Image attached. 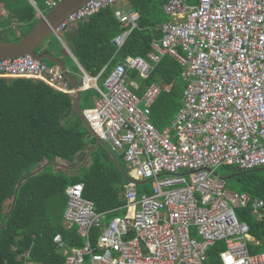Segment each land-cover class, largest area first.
<instances>
[{"label":"built area","instance_id":"1","mask_svg":"<svg viewBox=\"0 0 264 264\" xmlns=\"http://www.w3.org/2000/svg\"><path fill=\"white\" fill-rule=\"evenodd\" d=\"M60 1L46 4L52 8ZM117 1H86L53 35ZM162 8L172 21L161 25L162 36L145 56H125L101 85L100 74L80 68L81 89L98 93L83 111L86 120L111 151L123 155L130 177L148 180L151 191L139 196L129 182L126 214L106 220L83 196V183L69 185L64 216L86 241L61 264H207V250L219 241V264H264V249L250 250L249 224L237 217L217 172L222 164L264 166V0H166ZM114 15L125 28L113 39L120 47L139 13L117 9ZM165 54L180 63L186 82L182 107L170 127L159 131L150 112L162 87L152 82L138 95L130 71L146 79ZM0 77L38 79L74 92L60 67L29 55L1 58ZM238 204L264 222L262 198L243 193ZM93 227L100 229L95 248L89 240ZM129 231L135 235L126 239ZM53 242L62 245V236Z\"/></svg>","mask_w":264,"mask_h":264},{"label":"trees","instance_id":"2","mask_svg":"<svg viewBox=\"0 0 264 264\" xmlns=\"http://www.w3.org/2000/svg\"><path fill=\"white\" fill-rule=\"evenodd\" d=\"M2 1L8 8L4 25L8 26L12 21L18 26L29 24L20 36L12 39L16 41L38 21L35 10L28 0ZM34 1L37 4L40 2ZM164 2L126 0L129 10L139 13V19L137 27L131 30L120 47L109 44L116 34L125 29L110 8L115 2L85 19L86 22H77L80 29L69 38L68 47L82 68L92 76L100 73L103 65L111 61L107 69L100 73L101 85L117 61L127 55L145 56L151 42L162 36L161 24L168 16L161 7ZM41 45L36 52L58 57ZM45 62L55 66L54 62ZM71 69L76 75L80 73L75 62L71 63ZM181 70L176 58L165 54L148 78L142 79L134 70L130 72L132 80L138 75L140 84L152 81L171 84L170 90H163L151 106L150 120L158 129L162 128L160 120L166 123L165 116H172L181 106L184 88ZM97 95L94 89L84 91L82 100L88 102L86 108L94 105ZM75 96L76 93L57 91L38 79L0 77V264H26L27 261L62 263L64 257L53 242L57 233H61L67 247L82 248L85 245V239L75 225L64 228L61 223L67 199L64 189L69 184L82 182L83 196L94 203L97 212L106 214V220L126 213L123 207L126 199L121 192L125 190L123 186L127 181L104 147L90 152L95 138L84 127L74 109ZM88 152L87 163L76 169L75 166L83 161ZM59 160L67 165H57ZM117 161L122 165L125 162L123 155L118 154ZM25 176L15 191L16 185ZM236 177L242 186L239 192L247 191L264 198V178L259 173L254 170ZM143 186L145 188V183L136 185L139 196L151 191L148 187L142 189ZM236 211L239 218L249 224L250 234L262 240L254 248L250 245V250L260 249L264 243V222L257 221L243 207H237ZM99 233L97 227L89 232L94 248ZM223 248L222 241L209 248L206 263L219 264L217 256Z\"/></svg>","mask_w":264,"mask_h":264},{"label":"crops","instance_id":"3","mask_svg":"<svg viewBox=\"0 0 264 264\" xmlns=\"http://www.w3.org/2000/svg\"><path fill=\"white\" fill-rule=\"evenodd\" d=\"M39 1H42V0H39ZM28 2L33 6V8H34V10H35V18L39 21L40 20V18L43 16V14H45L49 9H50V7L46 4V0H44V4H45V7L46 8H41L40 7V5L39 4H37L34 0H28ZM165 2H166V0H165ZM163 6V4L161 5V7ZM0 7L5 11V16H3L2 17V19L0 20V36L2 37V39L1 40H4V41H12V39L16 36V37H18V36H20L21 34H22V31H21V28H19L20 26H23V28H22V30L23 29H25V27H28L29 26V24L28 23H26V24H21L20 26H18V24H16L14 21H12L8 26H6V25H4V21L8 18V8L6 7V5H5V3L2 1V0H0ZM114 12H115V10H117V9H120V10H129V6H128V4L127 3H123V4H121V5H119V6H114V5H112L111 7H110ZM163 9V8H162ZM167 15V14H166ZM169 16V15H168ZM170 17V16H169ZM37 21V22H38ZM169 21H172V20H165V21H163L162 22V24L163 23H166V22H169ZM36 22V23H37ZM83 22H86V20H84ZM35 23V24H36ZM80 24L82 23V22H79ZM80 24L78 25V23H73V24H70V25H68L66 28H64V29H62V30H60V31H58V40L60 41V44H61V46H60V53L62 52L63 54H61L60 56H58V57H55L53 54V56L55 57V58H57V59H59L60 61H62L63 62V64L66 66V70H67V72H69L70 74H72L74 77H75V79L77 80V82H78V84H80L81 83V78H80V73L78 74V75H76L75 74V72L74 71H72V69H71V63H70V60L69 59H72L73 60V62H75L76 63V65H77V67L79 68V70H80V68L81 69H83L82 68V66L80 65V63L77 61V59L75 58V56L72 54V52L70 51V49H69V47H68V43L70 42V40H69V38L70 37H73L74 35H75V32H77V31H79V29H80ZM161 24V25H162ZM34 26V25H33ZM59 32L61 33V35H59ZM111 35V33L110 32H108V36H110ZM118 34H116V36H117ZM108 36H107V38H108ZM115 37V36H114ZM114 37L109 41V44H114L113 43V39H114ZM104 39H106L105 37H104ZM43 44V43H42ZM42 46V48L44 47V45H41ZM59 51H56L55 52V54H58L57 52H59ZM52 53H54L53 51H52ZM66 58V59H68L69 61L66 63L65 61H63V59L62 58ZM124 59V58H123ZM123 59H121V60H119V61H117L116 63H115V65L118 63V62H121ZM109 64H111V61H108L107 63H105L104 65H103V67H102V69H100V73L104 70V69H107V66L109 65ZM55 65L56 66H58V67H60L58 64H56L55 63ZM157 65V64H156ZM156 65H154V68H155V66ZM61 68V67H60ZM114 68V67H113ZM84 70V69H83ZM85 71V70H84ZM87 74H89L87 71H85ZM131 72V71H130ZM100 73H98V74H100ZM90 75V74H89ZM92 76V75H91ZM183 78V77H182ZM143 79V78H142ZM67 80H68V78H67ZM99 80H101L100 78H98V83H99ZM69 81V80H68ZM130 81H131V88H132V90L134 91V92H140V94H138V95H141L142 94V92H143V90L145 89V87L148 85V84H150V83H152V82H155V83H158L161 87H162V90H161V92L163 91V90H166V91H169L170 90V88H171V84H161L160 82H157V81H152V82H150V83H145V82H143L142 84H140L141 83V81H140V79H139V77H138V75H137V77H136V79H131L130 78ZM140 83H139V82ZM183 82H184V86H185V80L183 79ZM45 83V82H44ZM69 84H70V81H69ZM100 84V83H99ZM71 85V84H70ZM53 88V87H52ZM54 89V88H53ZM183 91H184V88H183V90H182V93H181V99H180V101H181V106L177 109V110H175L174 111V114L172 115V116H170V117H167V116H165L166 118V123H164L163 121H161L160 120V122H159V125L162 127L161 129L159 128H157L159 131H162V130H164V129H166V128H169L170 127V125H171V123H172V121H173V119H174V117L176 116V114L179 112V110H180V108L182 107V105H183ZM161 94V93H160ZM159 94V95H160ZM158 98V97H157ZM156 98V99H157ZM156 99H155V101H156ZM155 101L152 103V105L155 103ZM151 105V106H152ZM152 108V107H151ZM150 114H151V112H150ZM151 121V120H150ZM101 145L99 144L94 150H92V148L94 147V145L90 148V151L91 152H93V151H95L98 147H100ZM103 147V146H102ZM106 149V148H105ZM107 150V149H106ZM108 151V150H107ZM108 153H109V151H108ZM112 153L114 154V156L116 157V159L118 158V155L117 154H120V153H118L117 152V154H116V152L115 151H113L112 150ZM110 154V153H109ZM121 155V154H120ZM87 156V155H86ZM86 156L84 157V159H83V161H81L78 165H76L75 167H76V169H80L81 167H83L86 163H87V161H88V159H89V156L86 158ZM110 156L112 157V159H113V156L110 154ZM86 159V161H84ZM114 160V159H113ZM115 161V160H114ZM116 162V161H115ZM119 163V162H118ZM118 163L116 162V164H117V166H118ZM120 165H121V163H119ZM57 165H59L58 163H57ZM222 165H224V164H222ZM222 165H220V166H222ZM122 166V168L124 169V166L123 165H121ZM219 166V167H220ZM65 167V166H64ZM218 167V168H219ZM235 167V166H234ZM263 167V166H262ZM118 168H119V166H118ZM236 168V167H235ZM259 168H261V167H258V168H255V169H248V170H240V169H235V173H233V174H231V175H229V176H227L228 177V179H230V178H232V177H236L237 175H239V174H243V173H245V172H249V171H257V169H259ZM119 170L121 171V173H122V175H123V172H122V170L119 168ZM124 171L126 172V173H128L129 174V172H127L125 169H124ZM123 177L125 178V180L127 181V184H125L124 183V188H125V190H123L121 193H123V195H124V198H125V192H126V189H127V185H128V183H129V181L126 179V177L123 175ZM224 177V176H223ZM80 183H82V182H80ZM21 184V183H20ZM19 184V185H20ZM69 185H71V184H69ZM69 185H67L66 186V188L69 186ZM136 185L137 184H134V187L136 188ZM141 185V184H140ZM148 185V183L146 182L145 183V188H144V186L143 187H141L142 189L144 188V189H146V187H148L149 188V186H147ZM16 187H17V185H16ZM19 187V186H18ZM66 188L64 189V190H66ZM18 189V188H17ZM137 190V189H136ZM144 191V190H143ZM243 193H246V194H249L250 196H254V195H252L251 193H249V192H247V191H243V192H239V194H238V196H237V193L236 192H234V191H230L229 189H227V179H226V187H225V196H226V198L229 200V202L233 205V207L236 209L237 207H240V205L237 203V201L236 200H238V197L241 195V194H243ZM65 194H66V192H65ZM257 197H259V196H257ZM66 198H67V194H66ZM261 198V197H260ZM263 200H264V198H262ZM66 207H67V199H66V205H65V209H64V211H63V218H62V225L64 226V228H69V227H71V226H73V225H75L76 226V229H77V231H78V227H77V225L75 224V223H73V222H70V221H68L66 218H65V216H64V212H65V210H66ZM124 207V206H123ZM125 208V207H124ZM11 209V208H10ZM10 212H11V210H10ZM9 212V213H10ZM126 214V213H125ZM57 234H60L61 235V233H57ZM133 231H129L128 232V234H126V236H125V238L126 239H130L131 237H133ZM251 235V234H250ZM62 236V235H61ZM62 239H63V237H62ZM84 239H85V237H84ZM256 240H259L258 238H255L254 236H252L251 235V239H249V242H248V244H249V246L251 245V246H253V248L254 247H256L255 245L257 244V242H256ZM86 241V240H85ZM57 245V244H56ZM57 247H58V249H59V251L62 253V255H63V257H64V260H65V258H66V256L67 255H69L73 250H76V249H80V248H74V247H67L66 246V244H65V242H64V240H63V244L62 245H60V246H58L57 245ZM253 252H255V251H253ZM64 260H63V262H64ZM62 262V263H63ZM26 264H42V263H34V262H30V261H27L26 262ZM58 264H61V263H58Z\"/></svg>","mask_w":264,"mask_h":264},{"label":"water","instance_id":"4","mask_svg":"<svg viewBox=\"0 0 264 264\" xmlns=\"http://www.w3.org/2000/svg\"><path fill=\"white\" fill-rule=\"evenodd\" d=\"M88 0H61L54 7L50 8L40 20L32 26L29 31L19 38L16 41H4L0 39V59L1 58H15L23 55H29L39 60L47 59L50 62L58 64L63 70L65 76L70 81L71 86L74 88L76 96L73 101L74 109L82 121L84 127L89 131V133L95 138V144L92 150H94L99 144L106 148L109 153L113 156V159L118 163L116 157L112 153L108 145L98 136L94 129L90 126L89 122L86 120L83 111L79 109V101L81 99L82 89L79 87V84L75 77L67 72L66 66L62 61L55 58L52 54L48 53H38L36 52L37 47H39L44 40L50 35L53 34V31L58 26V24L68 16L70 12L76 8L83 5ZM91 152V151H90ZM90 152L87 153L86 158L90 155ZM86 161V159L84 160ZM59 164V163H58ZM119 168L122 170L123 175L129 182L134 184L146 183L148 180H136L130 177L128 173L124 171L122 166L118 163ZM260 169V168H259ZM30 175V174H29ZM27 175V176H29ZM23 177L17 184L15 191L17 190L19 184L27 177ZM225 180L228 177H223ZM14 199V198H13ZM13 203L11 209H13Z\"/></svg>","mask_w":264,"mask_h":264},{"label":"rangeland","instance_id":"5","mask_svg":"<svg viewBox=\"0 0 264 264\" xmlns=\"http://www.w3.org/2000/svg\"><path fill=\"white\" fill-rule=\"evenodd\" d=\"M126 2V0H119V1H117V2H115L114 3V6H119V5H121V4H123V3H125ZM197 2V0H188V3L189 4H195ZM39 5H40V7L43 9V8H46L45 7V4H44V0H42V1H40L39 2ZM167 19L168 20H171L172 18L171 17H169V16H167ZM19 28H21V27H19ZM22 28H23V26H22ZM21 31H22V29H21ZM59 35H61V33L59 32ZM42 45H44V46H46V47H48L49 49H50V51H53L54 53L56 52V51H59L60 50V46H61V44H60V41L58 40V38L56 37V36H54L53 34H50L45 40H44V42H43V44ZM58 54H57V56H60L61 54H63L62 52L60 53V51L59 52H57ZM61 57V56H60ZM63 59V61H65L66 63L70 60V62H72L73 63V60L72 59H66V58H62ZM45 61L47 60V59H44ZM43 60V61H44ZM48 61V60H47ZM50 62V61H49ZM47 63V62H46ZM48 65H49V63H47ZM81 86V84H79V87ZM81 88V87H80ZM71 89H73V91H75L74 90V88L73 87H71ZM90 89H92V88H90ZM85 90H88V89H82V92H81V99H80V101H79V109L80 110H82V111H85L87 108V104H88V102L86 101V100H82L83 99V95H84V91ZM69 93V92H68ZM70 93H72V92H70ZM96 98V97H95ZM109 148H110V146H108ZM115 151V150H114ZM116 152V154H117V151H115ZM118 155V154H117ZM59 164H62L63 165V167L65 166V165H67V163H63V160H59V162H58ZM122 165H124V169L127 171V172H129V168H128V166H127V163L126 162H123L122 163ZM62 167V168H63ZM88 167H86V169H87ZM235 167L232 165V164H227V165H222V166H220L218 169H217V172L221 175V176H224V177H227V176H229V175H231V174H233V173H235ZM256 173H259L260 174V176H262L263 178H264V166L263 167H261L260 169H257V171H256ZM147 186H149L150 187V183H148V185ZM241 182H240V180L237 178V177H232V178H230V179H227V189H229L230 191H234V192H236L237 193V196H238V194H239V189H241ZM237 201V203H238V200H236ZM235 211H236V209H235ZM236 214H237V211H236ZM119 217V216H118ZM237 217L239 218V216H238V214H237ZM239 220H241L240 218H239ZM243 221V220H242ZM197 238L199 239V237L197 236ZM264 249V243L262 244V246H261V248L260 249H257L255 252H260V251H262Z\"/></svg>","mask_w":264,"mask_h":264},{"label":"clouds","instance_id":"6","mask_svg":"<svg viewBox=\"0 0 264 264\" xmlns=\"http://www.w3.org/2000/svg\"><path fill=\"white\" fill-rule=\"evenodd\" d=\"M65 75V74H64ZM66 79H67V77H66ZM69 82V81H68ZM70 85V84H69ZM70 87H72L71 85H70ZM72 93H75V91L74 92H72ZM59 165H61V166H63L62 164H59ZM79 183V182H78ZM135 235V234H134Z\"/></svg>","mask_w":264,"mask_h":264}]
</instances>
